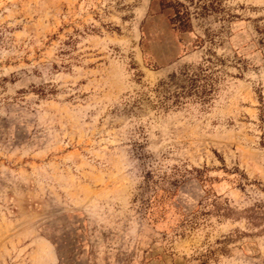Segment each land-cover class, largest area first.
<instances>
[{
  "label": "rangeland",
  "instance_id": "374dc122",
  "mask_svg": "<svg viewBox=\"0 0 264 264\" xmlns=\"http://www.w3.org/2000/svg\"><path fill=\"white\" fill-rule=\"evenodd\" d=\"M0 264H264V0H0Z\"/></svg>",
  "mask_w": 264,
  "mask_h": 264
},
{
  "label": "trees",
  "instance_id": "16d2710c",
  "mask_svg": "<svg viewBox=\"0 0 264 264\" xmlns=\"http://www.w3.org/2000/svg\"><path fill=\"white\" fill-rule=\"evenodd\" d=\"M168 8H170L173 12L171 23L182 30L188 29L189 14L186 8H184L183 5L179 2H175L174 4H169Z\"/></svg>",
  "mask_w": 264,
  "mask_h": 264
}]
</instances>
